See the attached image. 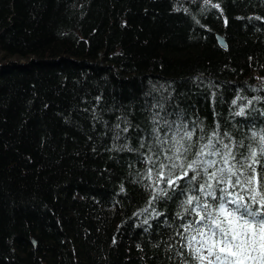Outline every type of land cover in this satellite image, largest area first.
Wrapping results in <instances>:
<instances>
[{"label": "trees", "instance_id": "obj_1", "mask_svg": "<svg viewBox=\"0 0 264 264\" xmlns=\"http://www.w3.org/2000/svg\"><path fill=\"white\" fill-rule=\"evenodd\" d=\"M213 3L0 0V264H179L176 198L144 224L143 165L113 144L137 146L158 104L236 138L264 126V101L232 115L264 97V0Z\"/></svg>", "mask_w": 264, "mask_h": 264}, {"label": "snow or ice", "instance_id": "obj_2", "mask_svg": "<svg viewBox=\"0 0 264 264\" xmlns=\"http://www.w3.org/2000/svg\"><path fill=\"white\" fill-rule=\"evenodd\" d=\"M203 3L222 13L219 3ZM237 101L243 103L232 115L246 117L254 101L264 97L237 96L232 104ZM155 107L161 111L152 113L150 131L137 139V146L128 142L130 137L113 144L117 151L138 154L137 162L143 165L135 182L149 195L136 215L147 213L143 223L151 227L149 219L164 215L157 211L159 201L175 197L178 210L173 220L180 223L169 225L174 228L169 239L179 245V264H264V126L252 123L236 138L222 131L219 122L206 130L202 120H186L183 113L162 115L163 105ZM131 127L126 118L118 120L113 141L121 140Z\"/></svg>", "mask_w": 264, "mask_h": 264}, {"label": "water", "instance_id": "obj_3", "mask_svg": "<svg viewBox=\"0 0 264 264\" xmlns=\"http://www.w3.org/2000/svg\"><path fill=\"white\" fill-rule=\"evenodd\" d=\"M217 41H218V44H219L223 49L226 48L225 41H224V39H223L220 35H217Z\"/></svg>", "mask_w": 264, "mask_h": 264}]
</instances>
